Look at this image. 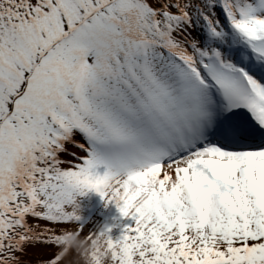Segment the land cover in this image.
I'll use <instances>...</instances> for the list:
<instances>
[{"label":"snow or ice","instance_id":"1","mask_svg":"<svg viewBox=\"0 0 264 264\" xmlns=\"http://www.w3.org/2000/svg\"><path fill=\"white\" fill-rule=\"evenodd\" d=\"M89 192L117 239L82 235ZM70 233L90 264H264V0H0V264H74Z\"/></svg>","mask_w":264,"mask_h":264},{"label":"bare ground","instance_id":"2","mask_svg":"<svg viewBox=\"0 0 264 264\" xmlns=\"http://www.w3.org/2000/svg\"><path fill=\"white\" fill-rule=\"evenodd\" d=\"M97 196H98L97 194L92 193V192H89V193H87L84 196H78L77 197L76 203L78 204V214L80 216V223L84 224V222L86 221L85 218H89V219L91 218V220L93 219L90 216V214H89L90 212H88L87 214H85V211L86 210H84V209H86V208L89 207V211H92L93 209H96V208H99L100 207L99 209L101 211V209L103 208L105 202L103 200H99L98 202H96L97 200H95V199H96ZM88 201H89V203H88ZM115 212H116V215H115L116 218L112 221V224L113 225H117V224L121 223V221L116 220L117 218H120V214H119L117 208H116V211ZM120 219L121 220H124L122 218H120ZM125 220L126 221L125 222H122L121 225L119 224L120 226L118 225L119 226L118 228H120L118 230L119 235L122 234V229H123L124 226H131L132 225V222L130 220H127V219H125ZM89 224L90 223L85 224L86 226L83 225L85 227V231H84V233H82V235H86L87 234L88 230L90 229V225ZM74 264H79L78 260H74Z\"/></svg>","mask_w":264,"mask_h":264},{"label":"rangeland","instance_id":"3","mask_svg":"<svg viewBox=\"0 0 264 264\" xmlns=\"http://www.w3.org/2000/svg\"><path fill=\"white\" fill-rule=\"evenodd\" d=\"M88 203H89V201H88ZM99 208L95 211V213L93 215H90L93 218L92 220H91V218L89 219V218L84 217L86 221L84 222L83 225L86 226L85 224L90 223L89 224L90 225L89 230H99V229L104 228L105 226L111 227V232L109 233V235L112 237L113 240L117 239L120 236L119 232H118V230L120 228H118V227L121 225L122 222H125L126 220L125 219L121 220L120 218H117L116 220L121 221V223H119L120 225L117 224L116 226H114L112 224V221L116 218V216H115L116 215V212H115L116 207L112 204H108L107 206L104 204L101 211ZM84 210H86L85 214L90 212L89 207L84 209ZM78 262L80 264V261H78Z\"/></svg>","mask_w":264,"mask_h":264},{"label":"clouds","instance_id":"4","mask_svg":"<svg viewBox=\"0 0 264 264\" xmlns=\"http://www.w3.org/2000/svg\"><path fill=\"white\" fill-rule=\"evenodd\" d=\"M60 243L65 252H72L79 255L80 264H90L88 253L92 252L93 249L97 247L94 243L89 244L86 239L72 233L64 235ZM99 258L101 260L105 259L104 253H99Z\"/></svg>","mask_w":264,"mask_h":264}]
</instances>
